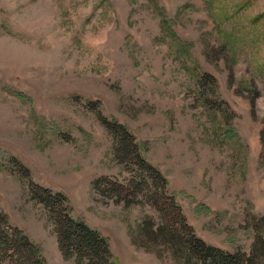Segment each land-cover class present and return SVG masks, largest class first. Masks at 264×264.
Wrapping results in <instances>:
<instances>
[{"label":"rangeland","instance_id":"rangeland-1","mask_svg":"<svg viewBox=\"0 0 264 264\" xmlns=\"http://www.w3.org/2000/svg\"><path fill=\"white\" fill-rule=\"evenodd\" d=\"M263 132L264 0H0V209L40 264L90 261L64 255L67 202L38 187L111 264L193 263L143 239L172 199L206 244L264 264Z\"/></svg>","mask_w":264,"mask_h":264},{"label":"trees","instance_id":"trees-1","mask_svg":"<svg viewBox=\"0 0 264 264\" xmlns=\"http://www.w3.org/2000/svg\"><path fill=\"white\" fill-rule=\"evenodd\" d=\"M262 136L264 143V132ZM123 148H128L125 141L123 143ZM150 174L154 181L158 179L163 185L165 195L162 192V196H158L152 192V203L158 208L162 197V202L164 204H167L166 201L171 200V198L166 195L164 188L167 179L158 172L156 175L157 177H154L155 175L151 171ZM147 183L149 186L150 183ZM94 186L96 188L99 186V179ZM112 187L108 188L109 191H111ZM131 188L128 190L131 194L129 197H133L136 193V190L133 187ZM38 189L40 202L48 208L50 207L49 201L55 204L54 202H56L57 198H63L64 202H67L65 213H63L61 217H54L57 224V231L60 234V246L62 247L64 255L69 258V252L73 250L77 252V259H88L90 261L89 264H111L112 251L109 241L97 229L92 228L83 219L73 216L68 197L61 192L55 194L48 188L38 187ZM114 190L115 189H113V191ZM117 192L119 195H122L121 190ZM112 194L113 193L110 195ZM126 200H128V198ZM130 202L131 201H127L126 205H129ZM168 203V206L164 209H162L161 206L159 209L160 211H165L166 214L164 213L163 215H165L166 218L169 217L172 221H167V224L158 225L156 227L155 220L147 218L142 224L143 239L154 238L157 240L163 238L170 245L172 251L178 254H184L185 261L193 262L192 264H255V256L248 257L246 253L241 251L226 253L215 246L206 244L201 238L192 233L181 214V209L174 203L173 199L171 202L168 201ZM180 246L185 250L184 253L181 251L183 249ZM10 250H13L14 254L19 257L20 264H40V251L36 245L19 227L11 226L7 222L5 213L0 209V255H5Z\"/></svg>","mask_w":264,"mask_h":264},{"label":"crops","instance_id":"crops-1","mask_svg":"<svg viewBox=\"0 0 264 264\" xmlns=\"http://www.w3.org/2000/svg\"><path fill=\"white\" fill-rule=\"evenodd\" d=\"M84 220V219H83ZM84 221H86V220H84ZM87 222V221H86ZM93 227V226H92Z\"/></svg>","mask_w":264,"mask_h":264}]
</instances>
